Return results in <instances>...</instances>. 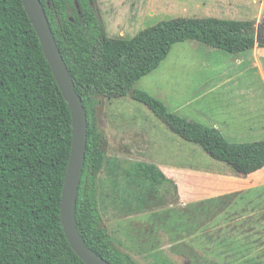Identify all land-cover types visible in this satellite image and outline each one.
Returning <instances> with one entry per match:
<instances>
[{
    "label": "trees",
    "instance_id": "16d2710c",
    "mask_svg": "<svg viewBox=\"0 0 264 264\" xmlns=\"http://www.w3.org/2000/svg\"><path fill=\"white\" fill-rule=\"evenodd\" d=\"M87 112L88 141L75 219L86 244L112 264H139L118 248L104 224L97 178L107 161L101 126L105 99L131 96L184 140L200 145L235 174L264 167V139L228 140L216 126L171 112L135 84L172 47L199 41L237 54L264 46V21L179 17L131 38L108 35L96 0H41ZM72 147V114L22 0H0V264H86L70 245L61 198ZM140 209L176 182L155 163L123 168ZM226 197V195H225ZM219 198V197H218Z\"/></svg>",
    "mask_w": 264,
    "mask_h": 264
},
{
    "label": "rangeland",
    "instance_id": "374dc122",
    "mask_svg": "<svg viewBox=\"0 0 264 264\" xmlns=\"http://www.w3.org/2000/svg\"><path fill=\"white\" fill-rule=\"evenodd\" d=\"M240 1L249 4L250 10L240 6L237 14H231L233 10L228 9H233L232 6L221 7L216 0H96V3L108 35L131 38L169 19L215 16L239 20L248 17L239 12L251 14L259 9L260 0ZM262 21L264 17L256 21L257 25ZM230 55L199 41L177 43L159 67L143 76L135 88L159 98L175 112L176 103L197 97L214 85L221 65L233 62ZM199 101L216 107L214 93ZM178 114L206 125L214 122L194 116L186 108H181ZM101 126L108 141L107 161L97 178V191L104 224L120 250L139 264H264V231L244 227L236 230L233 226L237 217L231 213L222 217L238 196L225 197L216 188L222 176L236 175L230 166L172 132L148 106L129 95L102 102ZM226 138L248 142L263 140L264 135L248 138L226 135ZM134 161L162 165L165 170L160 168L176 182L178 196L173 186L169 193L160 189L153 206L140 209L134 198L136 189L128 185L123 170ZM184 167L186 172L181 170ZM261 190L247 192V196ZM253 200L254 219L242 224L261 228L263 196ZM218 215L221 217L217 220Z\"/></svg>",
    "mask_w": 264,
    "mask_h": 264
},
{
    "label": "crops",
    "instance_id": "0c3cea01",
    "mask_svg": "<svg viewBox=\"0 0 264 264\" xmlns=\"http://www.w3.org/2000/svg\"><path fill=\"white\" fill-rule=\"evenodd\" d=\"M216 1L217 5L219 4L221 7L232 6L233 9H228L233 10L230 11L231 14H237L236 12L241 10L240 6H244V10L245 8H247V10L251 8L249 4L242 3L240 0ZM253 2L258 3L257 0H253ZM259 3L260 6L258 11L254 9L251 14L239 12L248 15V17L243 16L244 19L239 20L261 21L264 17V0H260ZM230 54L231 57H229V60H233V62L228 65H221V69L217 72L214 85L211 88L203 90L197 97L185 98L182 103H176L174 111L179 113L181 108H186L188 113L194 116L213 120L212 126L218 127L225 137L226 135L245 138L254 137L255 135L262 136L264 135V46L259 45V42H257L255 47L250 50L237 54ZM213 93L216 95V101L214 103L216 107L214 106V108H212V106L207 103L203 104L199 101L202 100L203 97ZM160 167L165 170L162 165H160ZM181 170L186 172L185 167L181 168ZM217 181V191L222 193L223 196L227 194L238 195L229 203V206L231 205L230 208L223 211L222 217L224 218L226 215H229V213L237 217V220L234 221L236 223L233 226V228H237L236 230L244 227L246 230H253L254 232L259 230L258 232H263L264 225L261 226V228L253 224H249V226L245 225L254 219V213L256 211L255 208H252V201L254 202L253 198L256 196H263L264 200V167L247 175L236 174L233 176H222L221 179ZM258 189L263 190L247 196V192L252 194V192ZM241 200L243 201L242 203ZM220 217L221 216L218 215L217 220L220 219ZM242 222L247 224L243 226Z\"/></svg>",
    "mask_w": 264,
    "mask_h": 264
},
{
    "label": "water",
    "instance_id": "95a60500",
    "mask_svg": "<svg viewBox=\"0 0 264 264\" xmlns=\"http://www.w3.org/2000/svg\"><path fill=\"white\" fill-rule=\"evenodd\" d=\"M34 28L40 38L44 53L67 100L72 114V147L64 178L61 198V221L65 235L86 264H112L94 252L79 232L75 219V207L86 159L88 141L87 112L75 89L67 63L59 49L41 0H22ZM257 42H259L257 36Z\"/></svg>",
    "mask_w": 264,
    "mask_h": 264
}]
</instances>
